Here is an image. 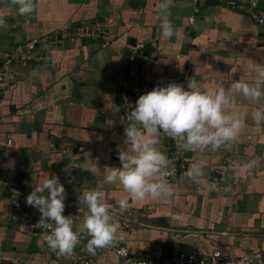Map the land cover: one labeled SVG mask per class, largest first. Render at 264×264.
Returning <instances> with one entry per match:
<instances>
[{"label": "crops", "instance_id": "obj_1", "mask_svg": "<svg viewBox=\"0 0 264 264\" xmlns=\"http://www.w3.org/2000/svg\"><path fill=\"white\" fill-rule=\"evenodd\" d=\"M218 1L173 0L174 34L166 39L156 19L161 0H33L34 10L26 16L17 13L11 0H0L5 25L0 27V61L13 46L62 26L98 20L112 37L107 45L64 40L51 48V66L12 69L13 81L0 96V264H73L72 259L119 264L110 253H87L84 243L70 256L54 258L37 230L14 214L5 183L24 181L32 190L48 174L58 176L64 186L63 215L74 217L77 232L83 218L78 195L93 189L104 192L119 225L117 238L135 256L264 254V121L257 124L252 118L257 108L264 107V98L254 103L233 97L235 114L246 127L232 147L198 153L180 146L190 158L189 168L193 163L202 166V183L195 186L187 178H168L179 193L170 201L130 200L128 210L120 211L115 201L127 194L107 184L102 174L82 170L89 153L99 158L101 169L120 167L118 151L124 147L127 123L116 97L129 40L145 45V82L174 77L186 88L187 79L195 77L205 91L220 84L230 89L233 80L255 82L264 70V24ZM232 1L255 5L264 19V5H258L264 0ZM108 120L115 126L109 128ZM162 150L168 155L164 139ZM227 159L231 163L226 164ZM253 159L258 165L243 170L242 165ZM131 211H142L144 216L124 230L121 223ZM174 215L179 218L172 219Z\"/></svg>", "mask_w": 264, "mask_h": 264}, {"label": "clouds", "instance_id": "obj_2", "mask_svg": "<svg viewBox=\"0 0 264 264\" xmlns=\"http://www.w3.org/2000/svg\"><path fill=\"white\" fill-rule=\"evenodd\" d=\"M11 2L21 16L34 10L33 0ZM172 5L173 0H161L157 5L156 19L166 39L174 34L170 20ZM4 26V20L0 18V27ZM234 96H242L254 103L264 98V70L258 72L253 84L233 80L230 89L220 84L215 90L205 91L195 77L187 79L186 88L176 82L154 87L141 94L127 114L124 147L118 151L120 167L104 165L101 169L99 158H91L89 153L82 170L102 174L107 184L115 185L127 194L115 201L120 211L128 210L130 200L170 201L179 196L168 183V177L176 174V166L175 159L162 150L163 139H172L185 151L198 153L232 147L239 142L246 127L244 120L235 114ZM252 118L257 124L264 121V107L257 108ZM107 126L114 127L115 121L108 120ZM257 165L258 160L253 159L244 163L242 169L248 171ZM185 176L195 184L202 183V166L193 163ZM66 198L59 177L48 174L41 183L32 186L25 200L27 206L39 211L36 228L44 229L41 241L51 252L67 256L81 239L87 240L85 250L91 255L101 249L117 247L119 225L113 221L110 213L113 205L105 199L104 192L93 189L78 195L84 213L79 232L73 230L74 217L63 215ZM178 218L177 215L172 217Z\"/></svg>", "mask_w": 264, "mask_h": 264}, {"label": "built area", "instance_id": "obj_3", "mask_svg": "<svg viewBox=\"0 0 264 264\" xmlns=\"http://www.w3.org/2000/svg\"><path fill=\"white\" fill-rule=\"evenodd\" d=\"M210 1V0H209ZM222 6L232 9L235 12L247 15L251 20L258 24H264V19L256 10L255 5L237 3L232 0H219ZM191 20V19H190ZM64 40L79 41H99L107 45L112 40L105 25L98 20L90 23H81L77 25L62 26L56 32L42 36L38 39H32L25 44L13 46L2 55L0 61V95L2 90L13 81L12 69L18 65L44 64L52 65V60L48 57L51 48L58 46ZM126 54L124 56V72L121 81L118 84L117 107L122 114L123 120L128 123L127 114L134 106L136 99L154 87L166 86L169 82H176V78H164L161 82H145L143 79V68L148 64V58L145 53L143 43H134L125 45ZM168 146L169 158L175 159L176 174L168 178H187L185 172L189 169L190 158L185 155L180 145L172 139L164 138ZM11 140H7L10 144ZM83 147H78L77 151H83ZM231 163L226 160V164ZM70 174H66L67 177ZM188 179V178H187ZM194 185L198 186V184ZM7 197L14 214L19 217L22 223L30 228L36 229L38 238L41 240V233L44 229L36 228V223L40 219L38 210L27 206L25 203L27 195L31 192L26 188L25 182L20 184L5 183ZM84 215V213H83ZM144 216L142 211L128 212L121 223V228L126 230L130 228L131 223L138 222L140 217ZM80 243H87L86 239H81ZM79 243V244H80ZM98 253H110L115 256L119 264H264V255L260 252H254L242 256H224L219 251H214L209 256L203 258L195 254H186L177 252L166 257H151L146 254L135 256L131 254L128 248L118 243L113 249H101ZM71 254L67 255L70 256ZM54 258L62 256L52 252ZM73 264H91L90 259H72Z\"/></svg>", "mask_w": 264, "mask_h": 264}, {"label": "water", "instance_id": "obj_4", "mask_svg": "<svg viewBox=\"0 0 264 264\" xmlns=\"http://www.w3.org/2000/svg\"><path fill=\"white\" fill-rule=\"evenodd\" d=\"M216 2H217V1H216ZM258 5H259V6H260V5H264V1H263V2H262V1H261V2H259V4H258ZM259 6H258V7H259ZM129 42H130V44H134V43H135V41H134V40H129ZM263 255H264V254H263ZM161 256H163V257H166V258H168V257H169V256H166V255H163V253L161 254Z\"/></svg>", "mask_w": 264, "mask_h": 264}, {"label": "trees", "instance_id": "obj_5", "mask_svg": "<svg viewBox=\"0 0 264 264\" xmlns=\"http://www.w3.org/2000/svg\"><path fill=\"white\" fill-rule=\"evenodd\" d=\"M1 96V95H0Z\"/></svg>", "mask_w": 264, "mask_h": 264}]
</instances>
